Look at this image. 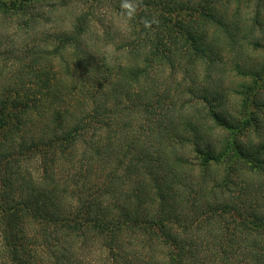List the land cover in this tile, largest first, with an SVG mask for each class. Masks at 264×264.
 Wrapping results in <instances>:
<instances>
[{"label": "trees", "instance_id": "1", "mask_svg": "<svg viewBox=\"0 0 264 264\" xmlns=\"http://www.w3.org/2000/svg\"><path fill=\"white\" fill-rule=\"evenodd\" d=\"M0 264H264V0H0Z\"/></svg>", "mask_w": 264, "mask_h": 264}, {"label": "rangeland", "instance_id": "2", "mask_svg": "<svg viewBox=\"0 0 264 264\" xmlns=\"http://www.w3.org/2000/svg\"><path fill=\"white\" fill-rule=\"evenodd\" d=\"M182 20H183V19H182ZM257 55L259 56L260 54H257ZM257 55H256V56H257ZM259 58L261 59V57H260V56L258 57V59H259ZM255 139H256V138H255Z\"/></svg>", "mask_w": 264, "mask_h": 264}, {"label": "clouds", "instance_id": "3", "mask_svg": "<svg viewBox=\"0 0 264 264\" xmlns=\"http://www.w3.org/2000/svg\"><path fill=\"white\" fill-rule=\"evenodd\" d=\"M123 6V5H122Z\"/></svg>", "mask_w": 264, "mask_h": 264}]
</instances>
